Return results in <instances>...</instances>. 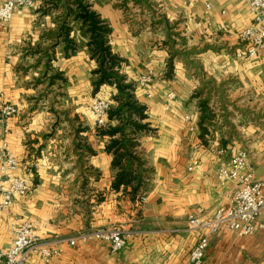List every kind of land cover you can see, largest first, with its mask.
I'll use <instances>...</instances> for the list:
<instances>
[{"label":"crops","instance_id":"obj_1","mask_svg":"<svg viewBox=\"0 0 264 264\" xmlns=\"http://www.w3.org/2000/svg\"><path fill=\"white\" fill-rule=\"evenodd\" d=\"M33 1L0 24V102L18 109L5 141L19 162L15 176L29 186L0 212V249L10 246L12 227L21 221L30 222L47 247L57 237L118 225L134 234L116 253L106 242L77 241L61 245L49 263L33 253L25 264H183L204 232L186 230L188 215L200 208L203 217H212L231 188L219 186L216 176L229 155L216 157L210 148H245L254 175L259 170L264 178V52L238 56V36L252 23L246 5L79 0L110 28V50L123 60L118 73L134 85L133 96L145 109L141 123L151 129L138 135L147 173L145 187L132 196L131 186L113 189L117 169L107 146L119 135L100 133L88 111L97 97L112 104L117 90L93 87L97 63L89 35L74 18L75 0ZM66 27L75 43L71 50ZM148 69L159 78L141 88L137 77ZM2 127L0 122V132ZM191 154L201 166L189 172ZM205 264H264V214L251 235L237 237L226 226L210 234Z\"/></svg>","mask_w":264,"mask_h":264},{"label":"built area","instance_id":"obj_2","mask_svg":"<svg viewBox=\"0 0 264 264\" xmlns=\"http://www.w3.org/2000/svg\"><path fill=\"white\" fill-rule=\"evenodd\" d=\"M252 16V23L242 30L238 39L242 48L238 52L241 58H250L258 52H264V0H242ZM206 8L210 4L206 3ZM34 6L33 0H4L0 5V24H8L14 14L22 8ZM159 76L153 69H148L137 77L136 85L147 88ZM149 97L150 94L147 93ZM168 99H173L174 94L169 93ZM110 102L104 97L95 98L89 105L88 111L93 118L96 128L101 129L107 124ZM18 113L17 107L10 103L0 102V122L3 127L0 132V212L9 211L14 202L27 194L29 186L25 179L15 176L19 162L7 149L5 136L10 129V119ZM188 132L195 130L192 116H184ZM198 143L193 145L197 149ZM210 152L216 157L229 155L216 171L219 186L224 187L230 183L226 202L219 206L212 217H203V209H197L187 217V231H204L194 244L183 264H205L206 251L209 246V235L216 233L226 226L237 237L251 235L257 228V223L264 214V178H256L254 168L248 163V151L234 144L223 147H211ZM200 161L193 156H188L186 169L191 172L198 170ZM139 202H144L143 195L138 197ZM134 231L118 225L102 226L82 231L72 237H57L52 247H47L28 221H21L12 227V242L7 249H0V264H25L28 256L39 253L47 263L60 252L63 244L74 246L77 241L95 240L106 242L112 253L122 250Z\"/></svg>","mask_w":264,"mask_h":264},{"label":"trees","instance_id":"obj_3","mask_svg":"<svg viewBox=\"0 0 264 264\" xmlns=\"http://www.w3.org/2000/svg\"><path fill=\"white\" fill-rule=\"evenodd\" d=\"M73 3L76 5L73 11L74 18L82 22L89 35L87 45L91 58L97 63V69L94 71V89L97 90L102 84H109L117 90L108 110L107 124L99 129L100 133L109 135L111 138L119 135V138L111 139L107 146V149L114 154L112 166L117 169L113 189L117 190L121 185L131 186L130 193L134 196L145 187L146 181L147 170L144 160L137 152L138 135L151 131L147 124L141 123L145 118V109L137 103L133 96L134 85L118 73L123 60L110 50L107 39L110 28L107 23L92 11L89 5L79 0ZM65 29V47L70 50L74 49V41L68 38L69 28ZM201 107L202 112H205L204 102ZM114 120L117 124L110 125Z\"/></svg>","mask_w":264,"mask_h":264},{"label":"water","instance_id":"obj_4","mask_svg":"<svg viewBox=\"0 0 264 264\" xmlns=\"http://www.w3.org/2000/svg\"><path fill=\"white\" fill-rule=\"evenodd\" d=\"M259 172H260L259 170L255 172V177H256V178L261 177V174H260Z\"/></svg>","mask_w":264,"mask_h":264}]
</instances>
